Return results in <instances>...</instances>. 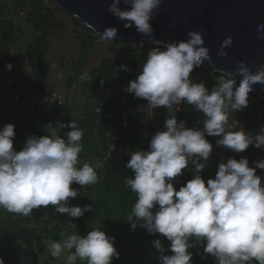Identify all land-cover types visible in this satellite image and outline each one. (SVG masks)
<instances>
[{
	"label": "clouds",
	"instance_id": "obj_1",
	"mask_svg": "<svg viewBox=\"0 0 264 264\" xmlns=\"http://www.w3.org/2000/svg\"><path fill=\"white\" fill-rule=\"evenodd\" d=\"M121 2L112 0L108 12L122 21L125 29L135 26L144 38L160 45L150 21L162 0H123V9ZM257 32V38L264 40V23L258 25ZM117 35L116 27H107L100 38L113 42ZM187 35V40L148 50L141 71L125 89L146 100L151 112L165 107L169 113L148 149L128 154L126 168L134 175L125 177V187L136 194V200L127 221L133 230L141 227L170 241L167 249L160 239L152 241L159 264H192L189 250L198 246L203 247V255L215 258V264H264V183L256 172L257 168L264 170V160L250 167L247 158H222L214 178L205 181L201 175L213 152L206 137H220L216 145L235 153L250 145L264 147V126L253 135L229 114L230 109L234 113L248 107L254 85L264 86V64L249 66L239 61L233 73L224 75L209 90L203 81L194 82L191 75L194 68L210 61L209 48L201 32L189 30ZM232 43V37L225 38L217 55L228 56L226 49ZM120 68L129 71L125 65ZM6 69L10 71L12 64ZM235 76L241 77L239 86ZM183 103L203 114L202 128L186 127L177 119ZM46 127L70 130L66 139L55 132L30 135L17 150L14 125L0 129V209L29 217L34 209L51 206L58 214L80 218L92 211V205L71 206L70 198L80 195L71 185H80L87 195L86 186L99 181L90 163L78 166L83 130L74 120L67 124L57 121L55 126L49 122ZM190 165L193 178L177 189L174 181ZM114 241L99 223L86 235L73 233L62 243L46 242V251L53 259L67 251L66 264H76L77 260L112 264L113 258L120 256ZM0 264H4L3 258Z\"/></svg>",
	"mask_w": 264,
	"mask_h": 264
},
{
	"label": "trees",
	"instance_id": "obj_2",
	"mask_svg": "<svg viewBox=\"0 0 264 264\" xmlns=\"http://www.w3.org/2000/svg\"><path fill=\"white\" fill-rule=\"evenodd\" d=\"M15 5L13 13L8 14L7 8L0 5V105L22 103V112H6L0 115V129L11 123L14 125V147L21 150L30 135H56L66 139L70 130L46 127L49 122L61 121L65 124L71 120L77 121L83 130L81 144L83 151L79 154L80 164L84 162L94 166L99 181L86 186L87 195L80 185L73 183L71 187L77 189L80 195L70 198L71 206L92 205V211L80 218H71L66 214H58L54 208L41 207L34 209L29 217L14 215L0 209V258L4 264H66L67 251L59 259H53L46 251V242H63L68 235L76 233L86 235L94 226H99L109 237H114V247L120 253L119 259L113 258L112 264H159V253L152 241L160 239L167 249L170 241L161 234H149L146 229L137 227L132 229L127 221L131 214L136 194L125 187V177L133 176V172L126 168L129 157H119L123 148L129 146L132 150H147L152 136L163 129V123L155 129L140 107L146 100L136 98L128 93L127 88L131 80L136 79L142 64L147 59V52L153 45L140 43L131 45L114 44L109 48L112 58L102 60L98 67L87 73L82 96L76 97V89L87 67L90 52L98 43L95 33L84 26L79 20L73 19V36L80 47L79 56L75 62L62 58V67L68 68L72 76L66 81V96L52 95L47 82L49 66L47 58L55 31L59 21L54 9L46 7L43 0H12ZM30 1V11L24 22H17L14 18L19 11L27 7ZM30 32V42L26 48L25 64L29 69L24 86L18 83L14 71L15 60L12 47L22 41L24 31ZM122 51L129 53L123 63L129 71L118 70L119 57ZM11 63L10 74L6 65ZM198 67L191 73L194 82L204 81ZM199 73L200 76H197ZM103 81V83H101ZM219 81L209 82L211 90ZM75 90V94L69 93ZM188 105V104H187ZM264 104L260 99L256 102L249 99V105L237 115L232 114L240 123L243 120L257 125L259 110ZM264 110V109H263ZM177 119L186 123V127L193 128L199 118L196 111L189 106L176 113ZM13 118V121L10 119ZM249 128V127H248ZM250 129V128H249ZM236 130V129H234ZM220 137H206L212 145L213 152L208 161V168L201 172L205 181L214 178L218 164L223 158H247L249 166L255 167L256 161L264 160V153L250 145L247 150L235 153L216 145ZM193 166L183 170V175L176 178L174 186H180L193 178ZM257 175L264 183V170L256 169ZM74 251V250H73ZM192 264H214L215 258L203 255V247L192 248ZM199 253V254H197ZM165 254L171 255V252ZM76 264H86L77 260Z\"/></svg>",
	"mask_w": 264,
	"mask_h": 264
},
{
	"label": "water",
	"instance_id": "obj_3",
	"mask_svg": "<svg viewBox=\"0 0 264 264\" xmlns=\"http://www.w3.org/2000/svg\"><path fill=\"white\" fill-rule=\"evenodd\" d=\"M49 1L82 22L99 38L105 28L116 27L118 35L113 39L114 43H148L163 47L187 40L189 30L201 32L211 58L206 62L218 76L233 73L239 61L249 66L264 64V40L257 38L258 25L264 23V0H162L150 21L160 45L144 38L135 26L125 29L123 22L108 12L112 0ZM120 7H126L123 0ZM227 37L233 40L226 49L228 56H218L217 52ZM234 79L239 85L241 77L235 76ZM249 94L264 103V86L254 85Z\"/></svg>",
	"mask_w": 264,
	"mask_h": 264
},
{
	"label": "rangeland",
	"instance_id": "obj_4",
	"mask_svg": "<svg viewBox=\"0 0 264 264\" xmlns=\"http://www.w3.org/2000/svg\"><path fill=\"white\" fill-rule=\"evenodd\" d=\"M43 3L45 4L46 7H49L55 10L56 17L59 21V27L55 31V36L51 42L49 53H48V58H47V64L49 66V72L47 73V82L49 84V88H50L52 95H56L57 97L61 96L62 98H64L66 96V81L68 77L72 76V72L70 69L62 67V58L68 61H71V62H75L79 56V51H80V47L73 36L74 28H73L72 21L75 18L59 10L57 6L53 4L52 2H50L49 0H43ZM30 4H31L30 1H27V7L23 11H19L16 15H14V18L16 19L17 22H24L25 17L30 11ZM0 5L7 8L8 14L13 13L15 9V5L12 0H0ZM96 37L98 38V43L95 44L94 48L90 52L87 67L76 89V97L78 100H80L82 96L84 80H85L87 73L90 72L92 69L98 67V65L100 64L102 60L112 58V55L109 53V48L111 45L119 44V43H114V42L103 40L99 38L98 36ZM29 42H30V32L28 31V29H26L24 31L22 41L15 47L11 48L12 56L14 57V60H15L14 71L16 73L18 83L21 86L25 85L27 76L29 73V69L27 65L25 64V53H26V48ZM128 44L131 45L132 47L136 45H141L140 43H124L123 45L127 46ZM128 57H129V53H127L126 51H122L119 57V64L123 65V63L127 60ZM120 65L118 67V70L121 69ZM203 65L205 66L204 68L200 69V74L204 76L203 82L205 83L207 88L211 87L209 82H213L216 79L220 81L225 78V77L216 75L210 69L206 61ZM196 69L197 68H194V70ZM6 72L10 74L9 70ZM197 76H200L199 73H197ZM236 86H239V85H236ZM74 91L75 90H72L69 93L75 94ZM252 98H253V101L256 102L257 98L249 94V99H252ZM260 107H263L264 109L263 105H260ZM263 109L259 110L260 117L257 120L258 122L257 125H254L250 121L243 120L244 118L243 119L241 118L242 120L241 123L243 124V126L249 127L250 129L248 130L250 131V133H253L254 135L257 132H259L262 126H264V110ZM234 113H236L237 115L239 114L242 115V113H239V111H236ZM260 149H263L264 151V147L258 148V150Z\"/></svg>",
	"mask_w": 264,
	"mask_h": 264
},
{
	"label": "built area",
	"instance_id": "obj_5",
	"mask_svg": "<svg viewBox=\"0 0 264 264\" xmlns=\"http://www.w3.org/2000/svg\"><path fill=\"white\" fill-rule=\"evenodd\" d=\"M147 104V103H146ZM146 104L142 105L140 107V111L145 113L148 117V120L150 122V124L155 128H159L161 126V124L163 123L166 115H168V110L165 108V107H160V108H156V109H153L152 112L151 110H149L146 106ZM190 107L191 109H193V107L191 105H187L186 103H183L180 105V111H182L183 109H185V107ZM24 109V104L22 103H17V104H9V105H0V115L6 113V112H9V113H13L14 111L18 110L20 112H22ZM178 111V112H180ZM196 113L199 115V118L196 120V122L194 123V126L193 128H202L203 127V124H202V121H203V114L200 113V112H197ZM230 117L236 121L238 123L239 126L243 127L244 130L246 132H249L250 131L248 130L249 128L247 126H243L242 123H240L233 115H230ZM11 121H13V118L10 119ZM238 130V128L236 129ZM253 134V133H251ZM254 135V134H253ZM133 151L131 147L127 146L125 148H123V150L121 152H119L118 156L119 157H129V153Z\"/></svg>",
	"mask_w": 264,
	"mask_h": 264
},
{
	"label": "crops",
	"instance_id": "obj_6",
	"mask_svg": "<svg viewBox=\"0 0 264 264\" xmlns=\"http://www.w3.org/2000/svg\"><path fill=\"white\" fill-rule=\"evenodd\" d=\"M192 110H193V109H192ZM229 111H231V109H230ZM232 114H235V113H232ZM261 151L264 153L263 149H261ZM261 151H260V152H261Z\"/></svg>",
	"mask_w": 264,
	"mask_h": 264
}]
</instances>
